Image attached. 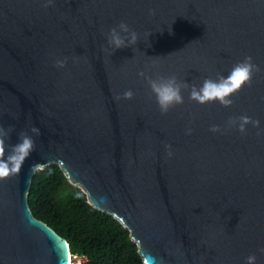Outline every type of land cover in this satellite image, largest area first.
<instances>
[{
    "label": "water",
    "instance_id": "water-1",
    "mask_svg": "<svg viewBox=\"0 0 264 264\" xmlns=\"http://www.w3.org/2000/svg\"><path fill=\"white\" fill-rule=\"evenodd\" d=\"M46 4L0 0V126L13 129L6 145L21 132L34 141L20 172L0 179V264H71L67 240L27 200L52 166L128 230L143 264H246L252 254L264 264V0ZM121 21L138 43L112 54L108 31ZM246 56L260 71L232 106L189 99ZM172 75L189 88L161 114L148 78ZM128 89L133 98H120ZM243 115L260 127L229 126Z\"/></svg>",
    "mask_w": 264,
    "mask_h": 264
},
{
    "label": "trees",
    "instance_id": "trees-1",
    "mask_svg": "<svg viewBox=\"0 0 264 264\" xmlns=\"http://www.w3.org/2000/svg\"><path fill=\"white\" fill-rule=\"evenodd\" d=\"M27 200L35 218L67 240L72 257L85 264H143L128 230L95 210L57 166L36 173Z\"/></svg>",
    "mask_w": 264,
    "mask_h": 264
},
{
    "label": "clouds",
    "instance_id": "clouds-1",
    "mask_svg": "<svg viewBox=\"0 0 264 264\" xmlns=\"http://www.w3.org/2000/svg\"><path fill=\"white\" fill-rule=\"evenodd\" d=\"M51 2L52 0H48V4L45 6H49ZM149 12L151 15L155 14L154 9H150ZM169 31L171 32V29ZM150 34L151 33L148 34V37ZM138 39L139 36L137 32L132 30L127 23L121 21L116 27L109 29L107 35L108 46L105 47L104 50L107 51L111 48L112 54H114L117 49L136 45ZM66 63L67 57L56 60L55 66L63 68ZM259 71L260 68L253 63V58L251 56H246L243 61L233 66L227 76L220 75L216 79L206 78L202 86H191L189 99L200 104L218 101L223 107L228 108L234 103L231 97L239 92L243 86H250L254 74ZM139 75L143 76L144 73L141 72ZM148 85L156 98L161 114H166L170 108L183 104L184 98L182 91L189 88L186 82L178 81L175 75L166 77L158 76L155 79L148 78ZM133 96L134 92L128 89L120 98L130 100ZM228 124L231 127H237V130L241 133L246 132V126L248 124L256 128L260 127L259 120H253L247 115L238 118H230ZM209 130L211 132H219L220 127L213 125ZM11 131H13L11 127L5 130L0 126V179L7 178L10 174H18L25 160L30 156L31 152L34 151V141L26 132H21L19 134L16 144L6 145V139H10ZM31 131L39 135V129L33 127ZM188 134H191V130H189ZM167 148L169 149L168 155L171 156V145H168ZM35 167L36 165H34L32 169H35ZM261 251L264 252V249H261ZM256 259L257 257L255 254L249 255L246 257V264H256Z\"/></svg>",
    "mask_w": 264,
    "mask_h": 264
},
{
    "label": "built area",
    "instance_id": "built-area-1",
    "mask_svg": "<svg viewBox=\"0 0 264 264\" xmlns=\"http://www.w3.org/2000/svg\"><path fill=\"white\" fill-rule=\"evenodd\" d=\"M72 264H85L84 258L72 257L71 256Z\"/></svg>",
    "mask_w": 264,
    "mask_h": 264
},
{
    "label": "bare ground",
    "instance_id": "bare-ground-1",
    "mask_svg": "<svg viewBox=\"0 0 264 264\" xmlns=\"http://www.w3.org/2000/svg\"><path fill=\"white\" fill-rule=\"evenodd\" d=\"M78 187V186H77ZM70 260H71V258H70ZM71 264H72V261L70 262Z\"/></svg>",
    "mask_w": 264,
    "mask_h": 264
}]
</instances>
